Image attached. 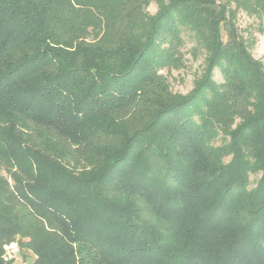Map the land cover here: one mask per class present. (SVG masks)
<instances>
[{"label": "trees", "instance_id": "1", "mask_svg": "<svg viewBox=\"0 0 264 264\" xmlns=\"http://www.w3.org/2000/svg\"><path fill=\"white\" fill-rule=\"evenodd\" d=\"M242 11L264 0H0V264L17 238L30 264H264ZM186 31L205 63L184 94L163 71Z\"/></svg>", "mask_w": 264, "mask_h": 264}, {"label": "rangeland", "instance_id": "2", "mask_svg": "<svg viewBox=\"0 0 264 264\" xmlns=\"http://www.w3.org/2000/svg\"><path fill=\"white\" fill-rule=\"evenodd\" d=\"M148 10L151 13H156L158 10L157 3L152 2ZM238 24L241 33L247 38L252 54L264 63V18L252 16L242 11L239 14ZM184 37L186 40V44L183 47L185 65L179 69H173L171 72L166 70L163 72L167 76L173 91L186 94L193 88L195 80L203 71L205 52L198 50L197 54H194L192 48L196 44L195 39L187 31L184 32ZM215 77L218 81L222 80L219 70H216ZM220 142L221 139L218 140V143ZM3 173L6 174L5 170H3ZM259 176L257 174L251 176V187L256 185ZM24 240L27 241L29 238L26 237ZM3 248V259L5 261L14 260V264H30L37 257L32 251L22 247L18 238L11 243L4 244Z\"/></svg>", "mask_w": 264, "mask_h": 264}, {"label": "built area", "instance_id": "3", "mask_svg": "<svg viewBox=\"0 0 264 264\" xmlns=\"http://www.w3.org/2000/svg\"><path fill=\"white\" fill-rule=\"evenodd\" d=\"M17 243V242H16ZM18 244V243H17ZM11 258H14V257H11Z\"/></svg>", "mask_w": 264, "mask_h": 264}]
</instances>
